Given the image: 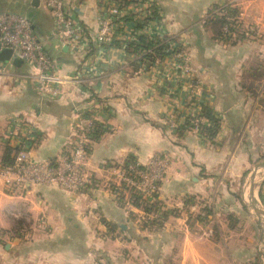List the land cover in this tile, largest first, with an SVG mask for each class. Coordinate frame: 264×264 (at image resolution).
Wrapping results in <instances>:
<instances>
[{"label": "crops", "instance_id": "1", "mask_svg": "<svg viewBox=\"0 0 264 264\" xmlns=\"http://www.w3.org/2000/svg\"><path fill=\"white\" fill-rule=\"evenodd\" d=\"M32 1L0 0V11L26 15L40 36L51 34V14ZM66 2L84 33L73 45L47 41L59 73L72 79L60 96L40 94L26 63L0 62V166L9 157L4 134L13 117L33 129L32 157L51 160L87 113L100 127L87 149L91 181L81 193L30 185L11 195L0 174V264H264L263 227L241 194L264 156V0L129 2L111 17L104 44L95 37L109 3ZM224 7L239 11L227 37L219 21ZM253 25L258 33H247ZM145 27L183 47L179 67L167 56L155 65L139 60L134 44ZM203 106L220 120L212 140L167 128L168 115L187 118ZM154 156L165 157L168 168L160 208L146 214L125 205L116 172L129 158L145 166ZM259 194L264 199V183L254 189ZM163 214L160 226H142Z\"/></svg>", "mask_w": 264, "mask_h": 264}, {"label": "built area", "instance_id": "2", "mask_svg": "<svg viewBox=\"0 0 264 264\" xmlns=\"http://www.w3.org/2000/svg\"><path fill=\"white\" fill-rule=\"evenodd\" d=\"M40 1L43 2L54 20V31L42 37L36 32L31 20L26 15L0 11V45L3 48H11L13 56L20 58L34 70V85L40 94L57 97L63 93L64 85L72 79L68 75L59 73L57 62L47 52V41L57 38L66 45H73L83 37L84 30L66 0ZM104 1L108 2L109 6L95 37L99 44L109 41V36L112 33L110 24L112 16H118L122 7L125 8L127 3H138L144 0ZM220 15L229 22L223 27L224 31L234 34L237 17L230 18L226 7L221 10ZM144 16L146 17L145 14ZM147 28L143 33L153 39L154 36ZM247 33L257 34L258 26H250ZM167 51L169 52L167 57L179 67V60L184 59L185 56L183 47L176 48V44L170 42ZM148 52L149 50L143 52L139 60L143 61L145 59L143 55ZM150 53H152L151 50ZM177 62L178 64H176ZM157 63L159 62H155V64ZM75 80H77L76 77ZM198 114L193 110L189 117L183 119H178L175 114H170L166 119L167 128L175 132L179 122L183 121L184 123L190 118L192 129L200 133L201 125L205 123V120L202 117H197ZM94 130V118L87 113L79 114L66 150L56 159L38 160L31 155L34 138L32 127L24 117L18 115L13 117L11 126L4 134V141L10 148L12 161L0 166V174L5 179V187L9 194L21 195L30 185H56L73 193L84 192L91 181L85 171V165L88 144L91 140L90 135ZM167 168L165 157L154 156L145 166H140L135 161L126 164L122 169L117 170L116 176L124 184L125 189H131L142 199L154 202L157 199L159 184L163 180ZM125 192L128 195L129 191ZM125 205L132 206L128 198Z\"/></svg>", "mask_w": 264, "mask_h": 264}, {"label": "trees", "instance_id": "3", "mask_svg": "<svg viewBox=\"0 0 264 264\" xmlns=\"http://www.w3.org/2000/svg\"><path fill=\"white\" fill-rule=\"evenodd\" d=\"M227 12L230 18L238 17L239 11L235 7H229L227 8ZM219 21L222 27V35L223 36H229L227 32L224 31L223 27L229 23L224 17L219 16ZM170 42H173L172 40L168 39H157V38H149L146 35H140L137 37V40L134 44L135 50L138 52L139 55H141L146 50H151L152 54H145L143 57L147 59V61L151 64H155L156 61L163 60L169 52L167 51ZM176 48H181L180 45L176 44ZM197 117H202L203 119L207 120L206 123H203L201 125V134H203L204 138L207 140H212L217 131L219 130L220 120L218 116L213 113V111L208 106H203L201 109V112L197 115ZM192 129V124L190 123V118L185 120V122L182 125H178L175 129L177 134H182L185 130ZM100 133V127L95 125V130L91 133L90 139L94 140L98 137ZM12 161V158L10 156L5 164H9ZM134 162L132 158H129L126 162V164ZM126 190L129 191L128 193V199L131 202V205L143 210L146 214L149 213H156L158 211V208H160V203L157 201L149 202L146 199H142L140 196L137 195L136 192H134L131 189L126 188ZM166 215L156 216L152 219H147L142 222V226H145L147 228H151L153 226H160L162 224L161 218H164ZM134 217V216H133Z\"/></svg>", "mask_w": 264, "mask_h": 264}, {"label": "water", "instance_id": "4", "mask_svg": "<svg viewBox=\"0 0 264 264\" xmlns=\"http://www.w3.org/2000/svg\"><path fill=\"white\" fill-rule=\"evenodd\" d=\"M37 3H38V0L32 1V5H37ZM0 62H11L17 66L22 64V60L20 58L13 56V50L11 48H3L1 47V45H0ZM259 167H264V163L256 165L254 168V171L249 173L247 179L250 177L249 179L250 187L248 190L244 189V194H247L249 198V206L251 207V209L255 212L258 218H261L262 216H264V210L260 209L257 206L256 199L254 196L255 176L257 174V170ZM244 202L245 204H248L245 198H244Z\"/></svg>", "mask_w": 264, "mask_h": 264}, {"label": "rangeland", "instance_id": "5", "mask_svg": "<svg viewBox=\"0 0 264 264\" xmlns=\"http://www.w3.org/2000/svg\"><path fill=\"white\" fill-rule=\"evenodd\" d=\"M44 6V4H43ZM45 7V6H44ZM264 163V156L261 157L260 159H258L253 165H252V170L250 172H253L254 171V168L256 165L258 164H262ZM252 174V173H251ZM251 176V175H250ZM250 177L246 180L245 184H244V189L248 190L249 187H250ZM254 189H255V192L258 191V189L261 187V185L264 183V167H259L258 170H257V174L255 176V182H254ZM248 186V187H247ZM244 189L243 191H241V194H242V198H243V195H244V198L247 200V208L249 209V211L253 214V215H256L255 212L251 209V207L249 206V198L247 197V194H244ZM264 195V194H263ZM260 196V197H259ZM256 203H257V206L264 210V199L262 198L261 194H259L256 198ZM259 221H260V225L263 227V243H264V216H262L261 218H258ZM262 219V220H261ZM260 253H263L264 254V246H262L260 248Z\"/></svg>", "mask_w": 264, "mask_h": 264}, {"label": "bare ground", "instance_id": "6", "mask_svg": "<svg viewBox=\"0 0 264 264\" xmlns=\"http://www.w3.org/2000/svg\"><path fill=\"white\" fill-rule=\"evenodd\" d=\"M248 187V186H247ZM248 197V196H247ZM262 220V219H261Z\"/></svg>", "mask_w": 264, "mask_h": 264}]
</instances>
